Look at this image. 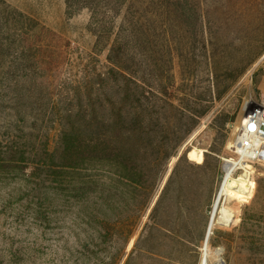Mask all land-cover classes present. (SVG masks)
<instances>
[{
  "label": "rangeland",
  "instance_id": "rangeland-1",
  "mask_svg": "<svg viewBox=\"0 0 264 264\" xmlns=\"http://www.w3.org/2000/svg\"><path fill=\"white\" fill-rule=\"evenodd\" d=\"M4 1L52 32L38 34L42 50H56L52 72L37 65L44 75L28 83L21 79L23 91L17 88L13 95L7 80L0 98V155L7 152L3 142L14 135L26 137L28 151L40 158L45 144H56L57 117L77 112L89 98L100 97L98 84L100 75L111 68L112 41L96 46L90 11L76 6L72 10L76 14L69 16L65 0ZM252 2L264 8V0H225L224 4L232 9ZM255 14L245 11L240 18L228 16L222 21L228 50H220L218 80L204 50H194L199 77L189 97L182 89L188 87L175 56L171 99L194 114L195 120L183 119L194 129L166 161L144 211V195H130L122 204L114 196L119 205L112 207L110 194L98 189L106 188L104 184L98 182L85 193L77 173L0 163V264H200L213 205L224 181L225 160L231 158L229 146L252 104L264 98V53L243 76L237 75L245 51L241 39L259 35ZM48 74L50 78H44ZM31 84L36 88L26 93L25 86ZM227 86L229 90L221 94ZM7 122H13V128ZM16 126L27 129L15 131ZM192 150L200 151L202 159H192ZM251 180L252 195L230 206L235 222L216 226L209 238L212 260L221 249L222 264H264V163L253 165Z\"/></svg>",
  "mask_w": 264,
  "mask_h": 264
},
{
  "label": "trees",
  "instance_id": "trees-1",
  "mask_svg": "<svg viewBox=\"0 0 264 264\" xmlns=\"http://www.w3.org/2000/svg\"><path fill=\"white\" fill-rule=\"evenodd\" d=\"M65 1L69 16L76 14L72 11L76 6L90 11L89 27L97 37L96 46L112 41L108 54L111 68L100 75L98 84L101 95L89 98L77 112L57 117L56 144H45L40 158L28 151L26 137L11 135L3 142L2 149L7 152L0 155V163L24 168L34 164L60 174L77 173L85 193L93 191L99 182L106 186L99 185L100 193L108 192L109 200L114 196L121 199L120 204L126 203L130 195H144V211L155 195L166 161L194 129L183 123V119L195 120L194 114L171 99L176 87L175 56L181 80L188 87L182 89L189 97L199 77V56L194 50H204L211 60V74L218 80L223 56L220 50H228L223 44L222 21L252 11L259 17L254 22L259 35L241 39V50L245 51L239 59L237 75L243 76L264 53V8L252 2L230 9L225 0ZM44 33L52 32L0 0V98L7 80L11 95L17 88L21 93V79L28 83L44 75L45 70L37 65L50 68L57 62L56 50H42L39 44L38 34ZM31 61L36 62L34 68L26 65ZM46 76L50 78L49 74ZM26 86V93L36 88L32 84ZM229 88L225 87L221 94ZM16 121L20 124L18 118ZM13 125L7 122V127ZM168 188L169 183L164 194ZM114 205L119 203L113 201L108 206Z\"/></svg>",
  "mask_w": 264,
  "mask_h": 264
},
{
  "label": "bare ground",
  "instance_id": "bare-ground-1",
  "mask_svg": "<svg viewBox=\"0 0 264 264\" xmlns=\"http://www.w3.org/2000/svg\"><path fill=\"white\" fill-rule=\"evenodd\" d=\"M254 108L248 110L250 112ZM203 155L200 151L192 150V159H202ZM245 167V166H244ZM225 171L228 174L227 180L221 187L219 194L213 205V210L211 212L210 221L207 228V235L205 244L203 247V255L200 264H222L220 255L222 254L221 249H217L215 252V259L212 260V255L208 249L209 238L216 226H230L235 222V214L230 209L231 204L234 201L249 198L253 193V183L251 176L253 174V167L248 165L245 167V172L239 175L238 179L229 178L230 173L234 170L235 165L232 163L225 164Z\"/></svg>",
  "mask_w": 264,
  "mask_h": 264
},
{
  "label": "built area",
  "instance_id": "built-area-1",
  "mask_svg": "<svg viewBox=\"0 0 264 264\" xmlns=\"http://www.w3.org/2000/svg\"><path fill=\"white\" fill-rule=\"evenodd\" d=\"M253 104L254 108L246 113L248 116L245 115L237 126L229 146L231 158L226 159L225 164L235 165L229 178L238 179L248 165L253 167L256 163H264V98ZM227 177L228 174L225 171L223 184Z\"/></svg>",
  "mask_w": 264,
  "mask_h": 264
},
{
  "label": "water",
  "instance_id": "water-1",
  "mask_svg": "<svg viewBox=\"0 0 264 264\" xmlns=\"http://www.w3.org/2000/svg\"><path fill=\"white\" fill-rule=\"evenodd\" d=\"M248 116V114H246V117Z\"/></svg>",
  "mask_w": 264,
  "mask_h": 264
}]
</instances>
